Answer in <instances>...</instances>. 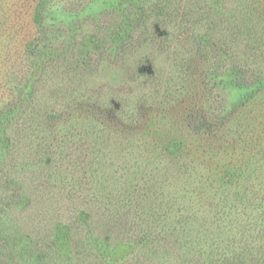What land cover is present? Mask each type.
<instances>
[{
	"label": "trees",
	"instance_id": "trees-1",
	"mask_svg": "<svg viewBox=\"0 0 264 264\" xmlns=\"http://www.w3.org/2000/svg\"><path fill=\"white\" fill-rule=\"evenodd\" d=\"M57 3L35 0L34 33L23 49L24 58L44 59L47 68L38 65L40 73L29 71L16 85L17 78L0 80V135L7 142L0 216L27 210L26 187L58 194L71 188V199L78 192L103 197L84 204L93 206L85 221L74 214L69 222L123 235L131 227L141 251L135 264H264V0H153L128 31L100 38L98 27L91 44L78 41L76 22L61 16ZM103 67L120 79L89 88ZM46 72L59 78L41 100L54 81L37 79ZM228 83L242 90L241 105L251 102L256 116L226 141L234 147L228 168L220 164L206 178L189 169L184 185L171 180L149 190L140 177L119 179L132 150L106 149L130 145L155 113L162 122L173 117L198 143H221L232 112ZM146 214L155 217L147 228Z\"/></svg>",
	"mask_w": 264,
	"mask_h": 264
},
{
	"label": "rangeland",
	"instance_id": "rangeland-1",
	"mask_svg": "<svg viewBox=\"0 0 264 264\" xmlns=\"http://www.w3.org/2000/svg\"><path fill=\"white\" fill-rule=\"evenodd\" d=\"M57 1L61 16L65 15V18L76 22L72 24L75 29L74 34L82 33L78 41L91 44L92 35L98 27L100 33H103L100 38L106 34L115 37V32L119 29L128 31L139 21L140 9L153 0ZM34 5L35 0H0V80L17 78L16 85L30 74L29 71L38 70V65L42 69L47 68L44 59L28 60L23 56L24 45L34 33L31 23ZM88 17L94 21H88ZM81 25L83 29H79ZM64 29L66 31V27ZM68 40L70 44H74L72 39ZM92 51H97L96 47L89 52ZM99 72L96 78L92 79L89 88L95 86L98 89L101 84L117 82L118 78L120 79V74L112 68L103 67ZM44 75L53 77L54 80L47 83L48 87L43 89L45 91L54 86L57 82L56 78L59 77L46 72L40 77L37 76V79L45 80ZM227 87L229 108L232 112L228 113L230 115L228 126L223 134L219 135L223 138L221 143H211V147L206 142L198 143L199 140L195 141L192 134L187 131L181 132L173 125L175 123L173 117L167 122H162L155 113L146 123L136 128L137 131L130 137V145L106 149L132 150L133 155L123 164V170H119V179L122 180L123 176L124 178L127 176V180L132 182L135 178L139 181L137 177H140L139 182L149 190L153 187L158 189L171 180L184 185L187 182L184 173L189 169H195L196 175L198 169L202 170L201 173H204L206 178L207 175L215 177L214 175L219 171L217 166L220 164H223L221 166L225 169L228 168L234 147L226 144V141L242 134L244 132L242 128L250 126L251 119L256 116L251 114V102H248L250 104L246 109L243 108L245 105H241L242 90L229 83ZM46 93V91L40 93L39 99L44 100ZM5 104H9V101L7 100ZM261 106L264 108V105ZM2 121L1 117L0 122ZM261 122L264 123V120ZM12 132L8 133L13 137L16 136L14 130ZM6 146L4 135H0V157L5 153ZM103 146L99 148L102 149ZM235 150L242 149L235 148ZM116 159L120 158L116 157ZM201 173L199 175H203ZM112 182L108 185H112ZM122 185L123 189H126L123 181ZM116 188L121 190L118 184ZM69 189L71 188H68L66 193L58 194L53 189L46 191V187L43 186L34 189L31 186L26 187L27 210L25 208V212L21 214L20 210H16L0 216V261L4 264H121V262L135 264L136 256L141 255V251L138 250L140 245H136L138 232L128 227L126 230L128 233L124 235L123 232L104 233L93 222L91 225L69 222L67 217L74 214L81 216V221H85L86 210L91 208L92 211L93 206L84 204L92 201L101 202L103 197L93 200L85 192H78L71 199L67 194ZM148 190L146 191L149 194ZM39 193L44 195L43 198L38 197ZM55 200L61 203L54 204ZM40 202H42L41 208L36 206ZM146 207L145 211L148 212L150 206L146 205ZM69 208L72 209L70 213L64 214L65 211H61L58 218L48 214L53 209ZM150 216L151 214H146L142 226L147 228L152 221L154 222L155 217ZM50 241L54 242V246H51Z\"/></svg>",
	"mask_w": 264,
	"mask_h": 264
}]
</instances>
